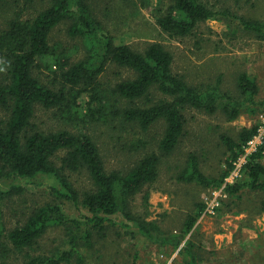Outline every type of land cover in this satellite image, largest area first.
<instances>
[{
  "label": "trees",
  "instance_id": "1",
  "mask_svg": "<svg viewBox=\"0 0 264 264\" xmlns=\"http://www.w3.org/2000/svg\"><path fill=\"white\" fill-rule=\"evenodd\" d=\"M34 0H26V5ZM169 6L157 17L161 29L175 37L193 33L199 24L216 19L221 13L213 10L201 0H168ZM71 22L68 32L81 38L88 55L73 61L66 48L51 44V35L64 22ZM245 29L254 31L264 39V24L258 21L240 20ZM52 57L56 66L54 74L59 77L60 88L49 87L34 76L39 60ZM114 63L133 72L132 78L104 88L100 76L107 66ZM173 54L160 43L150 44L144 52L132 49L124 42L104 31L97 19L90 0H50L49 6L31 18L23 16V9L13 11L7 27L0 30V112L5 111L8 119L0 121V180L17 176L34 179L40 176L53 177L59 187H51V193L59 199L80 202L69 175L87 171L93 188L82 195L81 204L88 212L87 225L93 230H105L107 225H116L115 217L122 216L123 228L135 227L138 233L162 246L173 249L181 247L184 264H198L194 244L186 240L206 205L198 203L197 211L188 214L183 229L176 234L160 235L159 227L133 215L131 199L146 185L154 183L159 176L161 155L169 156L179 146L186 128L184 112L193 109L213 115L221 111L228 121L236 120L247 106H264L257 101L259 92L254 77L242 73L238 77V89L244 99H236L221 89V79L214 85L192 86L173 72ZM155 92L162 98L156 99ZM89 94L85 118L90 122L123 124L139 127L147 132L153 125L163 121L165 131L159 142L161 155L150 153L140 158L127 172L108 171L98 145L87 134H74L67 130L45 133L32 122L37 104L46 109L58 108L69 119L79 118V98ZM258 132V125L244 128L236 139L222 136L229 156L226 168L217 176H207L201 169L199 159L190 155L178 180L195 183L210 189L223 190L238 197L244 190L264 194V139L247 158L243 166L246 179L234 183L227 178L235 169V163L245 154L248 142ZM146 142L138 139L130 150L139 152ZM65 151L58 167L53 159ZM14 190L4 191L0 187V204ZM231 210V209H230ZM1 215V209H0ZM82 222L67 216L61 206L46 204L39 207L28 220L7 234L8 242L18 251L36 245L48 229L53 226L72 225L69 233L70 249L51 256L31 257L22 264H63L77 256L79 239L91 241L88 230L83 235ZM77 229V230H76ZM135 237L136 233L127 231ZM7 248L0 237V249ZM134 259L133 264L136 263Z\"/></svg>",
  "mask_w": 264,
  "mask_h": 264
},
{
  "label": "rangeland",
  "instance_id": "2",
  "mask_svg": "<svg viewBox=\"0 0 264 264\" xmlns=\"http://www.w3.org/2000/svg\"><path fill=\"white\" fill-rule=\"evenodd\" d=\"M201 1L221 15L199 24L185 37L164 32L157 22V17L169 6L168 0H90V4L104 31L117 43L122 41L139 52H144L152 43H160L173 54V72L187 83L196 87L209 86L220 78L222 91L242 100L244 97L238 89L239 75L246 73L254 77L255 63L258 65L256 77L260 80L264 77V39L245 29L240 20L264 23V0ZM49 4L50 0H34L27 5L26 0H0V30L7 27L13 11L23 9V16L31 18ZM70 24L66 21L54 30L51 44L66 48L67 55L77 62L86 58L88 51L81 38L69 34ZM54 62L52 57L39 60L34 76L43 84L59 89L61 84L54 74L57 69ZM133 76L131 70L110 63L99 78L104 88H111ZM88 95L79 98V118L70 120L58 108L46 109L37 104L32 122L45 133L67 130L89 135L98 145L108 171L127 172L143 156L161 155L158 146L165 131L163 121L147 132L120 121L111 124L90 122L84 117ZM154 96L156 99L163 97L158 92ZM256 100H264V82ZM184 114L186 128L179 146L171 155H161L157 180L131 199V212L142 220L155 223L160 235H169L179 233L188 214L196 213V205L203 203L205 210L186 238L194 244L198 264H264V194L244 190L238 197H232L223 187L210 189L178 180L192 154L198 157L207 176L219 175L226 168L229 156L222 136L236 139L244 128L258 125L259 129L263 125L264 106H247L233 121H228L221 111L210 115L188 109ZM7 119L8 114L1 111L0 121ZM138 139L146 142V148L134 152L130 147ZM65 154L60 151L53 159L56 166L61 165ZM69 176L79 194L78 203L59 199L51 193V187H59L53 177L27 179L13 175L0 180L4 191L13 187L21 189L14 190L0 204V237L7 246L6 251L0 249V264H22L31 257L51 256L70 249L72 225L50 227L36 245L23 251L14 249L8 242L9 231L24 224L35 210L46 204H57L69 218L81 221V231L76 229L75 233L83 235L86 230L92 233L90 243L77 241L82 262L75 256L71 262L63 264H133L135 258L137 264H156L162 259L184 264V255H181L184 244L178 249L162 246L140 235L135 227L123 228L121 224L125 219L122 216L114 218L116 225H107L103 231L93 230L87 225L88 212L81 204L83 193L93 188L91 178L87 171ZM245 179L242 164L240 171L233 170L226 181L234 183ZM127 231L135 232V237L126 234Z\"/></svg>",
  "mask_w": 264,
  "mask_h": 264
},
{
  "label": "built area",
  "instance_id": "3",
  "mask_svg": "<svg viewBox=\"0 0 264 264\" xmlns=\"http://www.w3.org/2000/svg\"><path fill=\"white\" fill-rule=\"evenodd\" d=\"M262 121H263V125H261L258 129L257 134L253 137V139H251L246 148H245V154L243 157L239 158V164L236 162L235 163V169L237 171H240L242 164L244 166V164L247 162V158L248 154H252L253 152L256 151L257 147L262 143L263 139H264V115L261 116ZM234 169V170H235ZM227 182H231V181H227ZM156 264H173V259H162L160 261H157Z\"/></svg>",
  "mask_w": 264,
  "mask_h": 264
},
{
  "label": "crops",
  "instance_id": "4",
  "mask_svg": "<svg viewBox=\"0 0 264 264\" xmlns=\"http://www.w3.org/2000/svg\"><path fill=\"white\" fill-rule=\"evenodd\" d=\"M255 21H258V20H255ZM264 24V23H263ZM261 39V38H260ZM260 44L262 43V42H259ZM258 55H259V53H258ZM264 59V58H263ZM264 63V62H263ZM256 66H258L257 64H255L254 63V78L256 79V81H257V84H258V87H259V92H258V95H257V97L256 98H258L259 97V95L261 94V84L264 82V77H263V79H259L258 77H256V72H257V68H256Z\"/></svg>",
  "mask_w": 264,
  "mask_h": 264
}]
</instances>
